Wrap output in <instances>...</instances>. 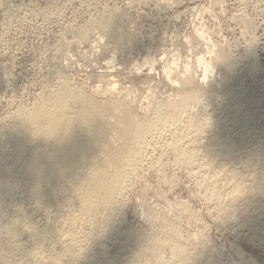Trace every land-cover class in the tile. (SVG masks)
Listing matches in <instances>:
<instances>
[{
  "label": "bare ground",
  "instance_id": "bare-ground-1",
  "mask_svg": "<svg viewBox=\"0 0 264 264\" xmlns=\"http://www.w3.org/2000/svg\"><path fill=\"white\" fill-rule=\"evenodd\" d=\"M74 33L86 44L93 43L96 33L109 48L99 45L104 50L97 56L100 60L94 55L99 64L103 61L99 66L103 70L94 76L105 85L95 86L93 92L108 97L95 98L96 94L73 88L63 71L57 70L56 85L39 95L38 102L0 123V264H13L15 258L28 264H59L64 252L79 258L80 264H219L208 249L188 238H197L195 234H180L168 215H150L154 228L150 225L152 229L146 230L131 229L121 219L126 181L132 175L142 176L145 165L156 163L158 169V156L155 160L149 150L158 146L155 143L164 131L170 134L158 149L175 151L180 165L196 170L192 172L200 178L196 186L207 201L219 203V219L227 225L238 217V231H244L241 234L248 242L264 243V122L255 127L249 123L264 113L263 100L252 101L232 91L219 95L226 111L212 108L218 98L214 100L215 92L205 80L212 67L204 62L201 79L193 75L171 79V90L178 98L157 101L150 116L139 117L132 99H125L127 91L119 87L133 79H114L117 65L126 63L118 52L130 49L134 42L121 11L90 15ZM213 61L224 71L232 67L225 54L215 55ZM205 100L211 108L202 106ZM204 136L209 139L202 140ZM51 206L56 212L88 217V231L78 236L73 226L40 217ZM131 234L140 246L128 254L110 255L104 247L111 236L120 235L121 240Z\"/></svg>",
  "mask_w": 264,
  "mask_h": 264
},
{
  "label": "rangeland",
  "instance_id": "rangeland-1",
  "mask_svg": "<svg viewBox=\"0 0 264 264\" xmlns=\"http://www.w3.org/2000/svg\"><path fill=\"white\" fill-rule=\"evenodd\" d=\"M194 6H198L196 10ZM118 9L134 42L130 49L118 52L126 58V63L117 65L114 79H133L120 83L119 87L125 88L123 92L128 94L125 99H132L131 106L139 117L150 116L160 100L178 98L176 91L171 90V79L187 75L201 79L204 62L212 67L205 80L211 84L213 94L215 92L214 100L218 98L217 103L211 104L212 108L226 111L225 104L223 107L219 101L232 91L250 97L252 101L260 98L264 103V0H0V123L23 107L38 102L39 95L41 97L56 85L57 70L63 71L73 88L85 90L94 97L96 94L95 98L102 95L107 98V94L93 92L95 86L105 85L94 76L103 70L99 68L103 61L99 64L95 58L109 48H105L96 33L98 40L95 36L92 45L79 41L74 29L90 15ZM60 42L63 45L58 48ZM218 54L230 58L232 67L228 71L213 61ZM88 58L92 63L89 64ZM166 70L169 76L165 74ZM202 104L205 109L211 108L206 100ZM262 115L260 119H264ZM260 119H256L258 123L254 119L249 123L255 127L264 122ZM168 134L162 132L155 143L159 147L149 150L152 158L158 156V169L156 163L150 167L145 165L143 170L148 167V171L142 170L139 173L142 176L136 178L132 175L126 181L120 213L128 226L124 224L123 228L152 229L154 214L168 215L180 234L185 237L195 234L197 238H188L192 242L195 239V245L208 249L219 264H264V243L248 242L249 239L241 234L244 231L239 232L238 217L228 221L230 227H227V221L219 219V203L207 201L196 186L197 179L200 181L197 175H193L196 170L183 163L180 165L175 151L167 148L162 153L159 144L167 139ZM204 138L202 140L209 139ZM12 199L13 196L7 200ZM18 200L31 210V206L20 198ZM49 208L47 214L40 217L51 222L59 220L61 226H73L78 236L88 231L90 221L85 215L73 216L66 211L56 212L52 206ZM232 229L241 237L239 234L234 236ZM119 236H111L112 239L109 237L104 242L110 255L120 253L119 256H123L140 246L134 234L129 235L130 238L122 236L121 240ZM124 246L127 248H121ZM63 255L59 264H80L79 258L66 252ZM15 260L19 261L18 258ZM13 261V264L17 263ZM19 262L17 264L25 263Z\"/></svg>",
  "mask_w": 264,
  "mask_h": 264
}]
</instances>
